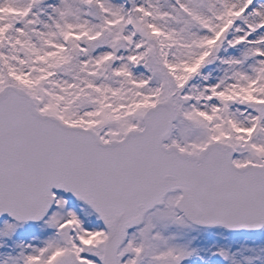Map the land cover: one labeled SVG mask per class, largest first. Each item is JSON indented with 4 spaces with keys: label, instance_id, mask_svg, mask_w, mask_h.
<instances>
[{
    "label": "snow or ice",
    "instance_id": "6c2138e0",
    "mask_svg": "<svg viewBox=\"0 0 264 264\" xmlns=\"http://www.w3.org/2000/svg\"><path fill=\"white\" fill-rule=\"evenodd\" d=\"M0 264H264V0H0Z\"/></svg>",
    "mask_w": 264,
    "mask_h": 264
}]
</instances>
